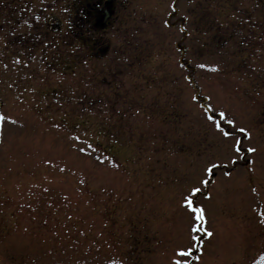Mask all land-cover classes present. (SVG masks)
<instances>
[{"label":"rangeland","instance_id":"obj_1","mask_svg":"<svg viewBox=\"0 0 264 264\" xmlns=\"http://www.w3.org/2000/svg\"><path fill=\"white\" fill-rule=\"evenodd\" d=\"M66 8L0 6V264H264V0H127L99 57Z\"/></svg>","mask_w":264,"mask_h":264},{"label":"flooded vegetation","instance_id":"obj_2","mask_svg":"<svg viewBox=\"0 0 264 264\" xmlns=\"http://www.w3.org/2000/svg\"><path fill=\"white\" fill-rule=\"evenodd\" d=\"M16 2L17 0H0V6H5L8 2ZM127 0H66L65 15L67 24H68V33L69 38L67 40H62V43L68 44L73 43L74 41H82L86 47H90L87 52V57H99V55L105 54L107 52V46L100 43L98 50H94L95 47L91 44L95 36L100 38L104 37L108 31L115 28L116 22L119 21V15L123 14L126 10ZM18 13L21 11L20 8L17 9ZM107 10V18L102 19V11ZM117 11V15H116ZM7 15V12H2ZM1 14V12H0ZM50 17H56L54 15H47V18L44 22L43 27L51 32H58L61 29V21L59 20V25L56 30L52 28L55 27V24L51 26L47 24V21ZM118 24H122L118 22ZM79 40V41H78ZM59 47V43H56V47ZM58 65V64H56Z\"/></svg>","mask_w":264,"mask_h":264},{"label":"snow or ice","instance_id":"obj_3","mask_svg":"<svg viewBox=\"0 0 264 264\" xmlns=\"http://www.w3.org/2000/svg\"><path fill=\"white\" fill-rule=\"evenodd\" d=\"M192 191H193V193H195V192L198 191V190H197V189H193ZM200 218L202 219V217H200Z\"/></svg>","mask_w":264,"mask_h":264},{"label":"water","instance_id":"obj_4","mask_svg":"<svg viewBox=\"0 0 264 264\" xmlns=\"http://www.w3.org/2000/svg\"><path fill=\"white\" fill-rule=\"evenodd\" d=\"M52 22H53V21H52V20H50V21H49V24H50V23H52Z\"/></svg>","mask_w":264,"mask_h":264}]
</instances>
